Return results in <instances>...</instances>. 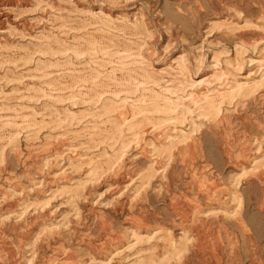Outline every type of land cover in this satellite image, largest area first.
Listing matches in <instances>:
<instances>
[{
	"label": "rangeland",
	"instance_id": "1",
	"mask_svg": "<svg viewBox=\"0 0 264 264\" xmlns=\"http://www.w3.org/2000/svg\"><path fill=\"white\" fill-rule=\"evenodd\" d=\"M0 7V264H264V0Z\"/></svg>",
	"mask_w": 264,
	"mask_h": 264
},
{
	"label": "bare ground",
	"instance_id": "2",
	"mask_svg": "<svg viewBox=\"0 0 264 264\" xmlns=\"http://www.w3.org/2000/svg\"><path fill=\"white\" fill-rule=\"evenodd\" d=\"M1 8V7H0ZM1 10V9H0ZM3 11L0 12V19L1 17L5 16L4 13H2ZM99 12V11H98ZM100 14V12H99ZM133 14V13H132ZM154 20V19H153ZM158 23V22H157ZM169 27V26H168ZM171 28V27H170ZM246 48V47H245ZM258 49V48H257ZM184 52V51H183ZM264 58H260V61H257L259 63V67H263L264 66V62L263 61ZM182 61H183V57H180L178 56L177 57V64H176V72H172V71H167L166 68H163L160 70V72L164 75V74H168L167 72H169V74H172L174 75V77L172 78V89L176 92H184V88L186 86H189V87H194V86H197V85H200L202 83H204L206 81V79H201L199 80L198 82H193L192 79L189 80V83H187L186 79H185V76H186V72L188 70V68H186L183 64H182ZM147 69V68H146ZM152 70V69H151ZM166 70V71H165ZM159 72V71H158ZM155 71L153 72H150V76H148V78L150 77H155ZM159 74V73H158ZM161 75V74H160ZM224 75L220 74V78L219 80L220 81H225V79L223 78ZM170 78V77H169ZM171 79V78H170ZM245 79V77H243V80ZM151 82H156L155 78L151 79L150 80ZM233 82L229 83L230 85L226 86L227 88H225V90H223V92H220V93H226L227 95H242L243 92H245L246 90L249 89V84L245 83V82H241L240 80H232ZM217 84V83H216ZM216 86V85H215ZM219 89V88H218ZM221 90V89H220ZM125 92V91H124ZM130 92V91H129ZM219 92V91H218ZM154 98L157 100L159 97L158 95H153L151 98H150V101L154 100ZM155 100V101H156ZM138 102L141 103V100L138 99ZM141 109H151V111H158L159 109H161V107L156 104L155 102L151 105H148V106H143ZM169 144L168 145H172L171 142H168ZM192 145H184V146H176L175 149H171L170 147H166L164 151H170L169 153H178V154H186V153H189V152H193L194 149H192L191 147ZM195 147V146H194ZM228 151V150H227ZM190 156V155H189ZM191 159V158H190ZM257 163V162H256ZM263 170V169H262ZM259 176V175H258ZM257 179H259V177H257ZM254 180V179H253ZM195 187V186H194ZM212 188V187H211ZM198 189V188H197ZM194 190H196L194 188ZM176 202V201H175ZM174 202V204H175ZM169 205V203H168ZM169 208H171L170 206H168ZM175 209V208H174ZM194 212V211H193ZM187 213V212H186ZM185 213V214H186ZM188 215V213L186 214ZM187 219V218H186ZM175 220V219H174ZM186 221V220H185ZM184 224V223H183ZM195 226V225H194ZM197 228V227H196ZM200 228V227H199ZM187 229V228H186ZM188 230V229H187ZM173 231V230H172ZM195 232V231H194ZM199 233V232H197ZM191 234H192V230H191ZM207 236V235H206ZM184 239V238H182ZM196 239V238H195ZM207 243V242H206ZM197 245V244H196ZM205 250V249H204ZM235 253V252H234ZM215 254V253H214ZM209 255V254H208ZM197 256V255H196ZM210 256V255H209ZM197 259V258H196ZM213 260V259H212ZM204 262V261H203Z\"/></svg>",
	"mask_w": 264,
	"mask_h": 264
}]
</instances>
